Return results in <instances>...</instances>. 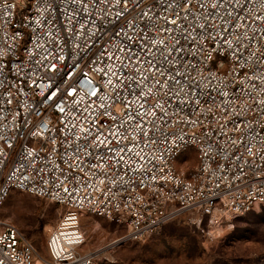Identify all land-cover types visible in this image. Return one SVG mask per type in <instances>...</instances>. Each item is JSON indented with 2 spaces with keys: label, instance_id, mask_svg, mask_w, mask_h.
<instances>
[{
  "label": "built area",
  "instance_id": "built-area-1",
  "mask_svg": "<svg viewBox=\"0 0 264 264\" xmlns=\"http://www.w3.org/2000/svg\"><path fill=\"white\" fill-rule=\"evenodd\" d=\"M13 189L63 213L47 259L0 221V264H102L85 213L120 244L264 205V0H0V209Z\"/></svg>",
  "mask_w": 264,
  "mask_h": 264
},
{
  "label": "rangeland",
  "instance_id": "rangeland-1",
  "mask_svg": "<svg viewBox=\"0 0 264 264\" xmlns=\"http://www.w3.org/2000/svg\"><path fill=\"white\" fill-rule=\"evenodd\" d=\"M62 213L56 203L13 189L0 209V221L25 232L40 257L47 259L48 233ZM82 227L87 236L83 249L102 264H264V205L216 230L206 219L181 213L143 240L114 246L110 244L125 232L124 226L85 213Z\"/></svg>",
  "mask_w": 264,
  "mask_h": 264
},
{
  "label": "snow or ice",
  "instance_id": "snow-or-ice-1",
  "mask_svg": "<svg viewBox=\"0 0 264 264\" xmlns=\"http://www.w3.org/2000/svg\"><path fill=\"white\" fill-rule=\"evenodd\" d=\"M185 3L189 2V0H184ZM73 93L75 92V89H72ZM56 91H53L51 94H50V98L51 97H55L56 96ZM61 111H63V109H61Z\"/></svg>",
  "mask_w": 264,
  "mask_h": 264
},
{
  "label": "bare ground",
  "instance_id": "bare-ground-1",
  "mask_svg": "<svg viewBox=\"0 0 264 264\" xmlns=\"http://www.w3.org/2000/svg\"><path fill=\"white\" fill-rule=\"evenodd\" d=\"M6 222H8V221H6ZM116 243H117V241H113V242L110 244V246H114ZM99 250H100V249H99ZM37 264H44V262H43L42 259H39Z\"/></svg>",
  "mask_w": 264,
  "mask_h": 264
}]
</instances>
